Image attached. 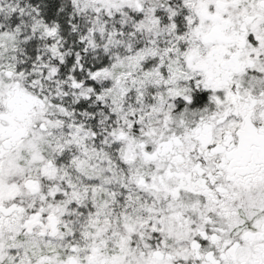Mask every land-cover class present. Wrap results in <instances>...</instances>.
<instances>
[{"label": "snow or ice", "instance_id": "obj_1", "mask_svg": "<svg viewBox=\"0 0 264 264\" xmlns=\"http://www.w3.org/2000/svg\"><path fill=\"white\" fill-rule=\"evenodd\" d=\"M0 264H264V0H0Z\"/></svg>", "mask_w": 264, "mask_h": 264}]
</instances>
